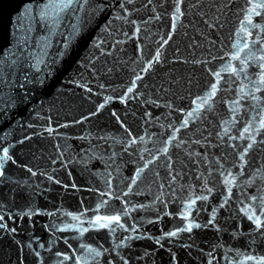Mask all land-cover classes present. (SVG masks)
Wrapping results in <instances>:
<instances>
[{
  "label": "water",
  "instance_id": "1",
  "mask_svg": "<svg viewBox=\"0 0 264 264\" xmlns=\"http://www.w3.org/2000/svg\"><path fill=\"white\" fill-rule=\"evenodd\" d=\"M260 2L0 0V264L264 261Z\"/></svg>",
  "mask_w": 264,
  "mask_h": 264
},
{
  "label": "snow or ice",
  "instance_id": "2",
  "mask_svg": "<svg viewBox=\"0 0 264 264\" xmlns=\"http://www.w3.org/2000/svg\"><path fill=\"white\" fill-rule=\"evenodd\" d=\"M61 3H62V7L60 8L61 11L67 9V8H70L73 4H80L81 5V8L83 7L84 4H87L88 3V0H61ZM100 8L103 7V5H99ZM257 9H264V0H262V2L260 3H254L252 4V7L249 11V16H248V19H247V23L248 24H252V19H251V15L254 13L255 15H260V12L257 11ZM179 11V10H178ZM44 15H47V12L44 13ZM254 27H258V25H253ZM73 28L76 29V25H73ZM250 35V33H249ZM233 59H239V55H236L233 57ZM261 59H264V57H261ZM233 72H235L236 70L233 68L232 69ZM218 75V74H217ZM139 79V77H137ZM264 82V81H262ZM129 92L132 91L131 88L128 89ZM215 92H216V89L213 88L212 89V92L209 94V97L207 98H201V104L198 105V108L200 107H203L204 104H207L209 103V100H210V97L211 96H214L215 95ZM196 111V110H194ZM189 117H191L193 115V112H189L187 114ZM188 124V120H184V126H186ZM262 125H264V121H262ZM245 132L248 131L247 128L244 129ZM135 142V141H133ZM252 145L249 144L248 147L250 148ZM4 157H7V150H4ZM243 158V157H241ZM3 165L0 164V167H2ZM0 175H3L2 172H0ZM140 173L137 172V176H139ZM226 184L228 183H231L230 181L226 180L225 181ZM253 215H255V213H253L252 215L249 216V219H252ZM3 217H0V220H2ZM73 219H79V217H73ZM101 220H106L107 223H101L100 224V227H108L111 223L115 222V223H119L120 221V217L119 216H112V217H97L96 218V223H99ZM255 223L257 225V227H261V226H264V223H262L261 219L257 216L255 218ZM0 227H3V225H0ZM192 227L193 225L192 224H189L188 227H187V231H191L192 230ZM196 227H199V225H196ZM14 231V229H13ZM168 235L170 236H175L176 235V232H171L169 233ZM90 251H93L90 249ZM97 255H99V253H97ZM260 264H264V261H261Z\"/></svg>",
  "mask_w": 264,
  "mask_h": 264
}]
</instances>
